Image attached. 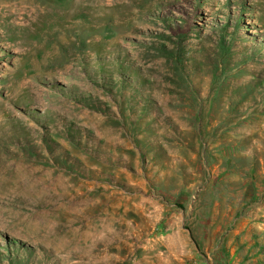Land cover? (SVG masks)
<instances>
[{
	"label": "rangeland",
	"instance_id": "1",
	"mask_svg": "<svg viewBox=\"0 0 264 264\" xmlns=\"http://www.w3.org/2000/svg\"><path fill=\"white\" fill-rule=\"evenodd\" d=\"M0 264H264V0H0Z\"/></svg>",
	"mask_w": 264,
	"mask_h": 264
},
{
	"label": "trees",
	"instance_id": "2",
	"mask_svg": "<svg viewBox=\"0 0 264 264\" xmlns=\"http://www.w3.org/2000/svg\"><path fill=\"white\" fill-rule=\"evenodd\" d=\"M178 44H180V43H178ZM181 48H182V49H183V51H184V48H183V47H181ZM223 49L225 50V48H224V47H223ZM183 55H184V54H181V55H180V57H181V58H183Z\"/></svg>",
	"mask_w": 264,
	"mask_h": 264
},
{
	"label": "bare ground",
	"instance_id": "3",
	"mask_svg": "<svg viewBox=\"0 0 264 264\" xmlns=\"http://www.w3.org/2000/svg\"><path fill=\"white\" fill-rule=\"evenodd\" d=\"M180 237H181V236H180ZM144 258H145V257H144ZM144 258H143V259H144Z\"/></svg>",
	"mask_w": 264,
	"mask_h": 264
}]
</instances>
